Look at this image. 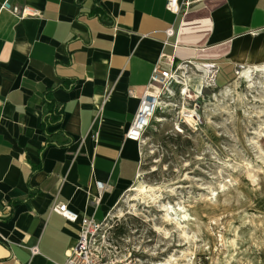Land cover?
<instances>
[{
    "label": "crops",
    "instance_id": "obj_1",
    "mask_svg": "<svg viewBox=\"0 0 264 264\" xmlns=\"http://www.w3.org/2000/svg\"><path fill=\"white\" fill-rule=\"evenodd\" d=\"M166 4L0 0V264L66 263L80 222L52 212L55 201L98 219L115 210L142 171L143 145L126 135L164 53L174 65L216 62L218 79L229 61L264 62V0H204L182 14ZM48 91L64 111L49 131L74 140L42 150Z\"/></svg>",
    "mask_w": 264,
    "mask_h": 264
},
{
    "label": "clouds",
    "instance_id": "obj_2",
    "mask_svg": "<svg viewBox=\"0 0 264 264\" xmlns=\"http://www.w3.org/2000/svg\"><path fill=\"white\" fill-rule=\"evenodd\" d=\"M229 63L234 79L222 85L211 70L181 74L185 95L203 106L181 104L173 127L184 135L180 124L187 125L195 142L164 165L168 153L149 145L160 156L137 171L129 190L135 210L126 213L144 225L135 248L149 259L136 264H264V62Z\"/></svg>",
    "mask_w": 264,
    "mask_h": 264
},
{
    "label": "built area",
    "instance_id": "obj_3",
    "mask_svg": "<svg viewBox=\"0 0 264 264\" xmlns=\"http://www.w3.org/2000/svg\"><path fill=\"white\" fill-rule=\"evenodd\" d=\"M204 0H167V8L176 13H186ZM37 14L29 8H25L22 16ZM173 29H168V36L174 35ZM219 64L216 62L183 61L177 65L173 64V57L164 53L159 63L155 66L150 82L141 97L137 114L127 132V138L143 145L146 134L154 127L156 122L168 117L175 116L181 104L186 103L189 107L193 104L201 106L199 99L192 95H185L184 81L181 74H201L200 70H211L213 74L219 73ZM218 79V78H217ZM206 89V88H205ZM204 89V90H205ZM129 95H134V90H129ZM100 189L104 183L98 182ZM52 212L62 215L70 222H80L79 240L72 251H70L65 264H111L113 260L121 256H127L125 264H135L132 259V251L124 246L126 236L117 235L120 228V218L112 213L104 219L93 216L81 215L71 209L65 202L55 201L51 207ZM0 217V221L1 218ZM33 253L38 252V246L31 248Z\"/></svg>",
    "mask_w": 264,
    "mask_h": 264
},
{
    "label": "rangeland",
    "instance_id": "obj_4",
    "mask_svg": "<svg viewBox=\"0 0 264 264\" xmlns=\"http://www.w3.org/2000/svg\"><path fill=\"white\" fill-rule=\"evenodd\" d=\"M221 67L219 66V74L221 72ZM234 79L233 73L228 74L223 72L217 82L219 84H224L226 82H230ZM211 90L206 88L204 90L203 95L207 96ZM201 102V106H203V99H199ZM173 119L174 116L168 115V117L162 119L160 122H156L153 128L149 130L146 134V139L143 143V163H142V171H145L153 166V162L159 158L160 153L156 152L154 155L149 154V145L159 143L162 148L168 153L164 156V159L161 161V165L168 164L170 161H174L175 157L172 155L173 150H175L177 155L183 154L186 147H192L195 142L196 134L191 131L184 123L180 124V128L184 130V135L181 133L175 132L173 127ZM188 137H192L191 139ZM169 145L174 146L169 147ZM171 172V168L168 170ZM199 175V173H195ZM152 176L158 175L157 172L151 173ZM130 191H128L124 197L119 201L115 210L112 212L113 215H116L120 218V227L125 226L127 230L126 239L130 238L131 242L124 243V246H128L132 251V259L134 263L138 260H147L149 259L148 255L143 251H137L135 245L137 243V237L140 235V229L144 227L142 221L130 214L134 211V204L129 203ZM149 236H154V233L149 232ZM144 247H150V244H145ZM171 251V249H169ZM158 259V258H157ZM204 264H207V261H204Z\"/></svg>",
    "mask_w": 264,
    "mask_h": 264
},
{
    "label": "trees",
    "instance_id": "obj_5",
    "mask_svg": "<svg viewBox=\"0 0 264 264\" xmlns=\"http://www.w3.org/2000/svg\"><path fill=\"white\" fill-rule=\"evenodd\" d=\"M43 102L46 107H45V112H44L43 119H42V128L47 134V141L45 145L43 146L42 150L52 144L60 146V147L68 146L72 144L74 139L70 137L69 135H67L66 133H64L62 130H58L56 132L49 131L50 126L59 124L64 118V111L62 108H59L57 104L55 103V101L53 100L51 96V91L46 92ZM56 133L63 134L64 140L62 142H58V141L51 139ZM35 194H36L35 192H31L27 200L34 197ZM125 234H127L126 227L121 226L117 230V235L121 236Z\"/></svg>",
    "mask_w": 264,
    "mask_h": 264
},
{
    "label": "bare ground",
    "instance_id": "obj_6",
    "mask_svg": "<svg viewBox=\"0 0 264 264\" xmlns=\"http://www.w3.org/2000/svg\"><path fill=\"white\" fill-rule=\"evenodd\" d=\"M130 190V189H129Z\"/></svg>",
    "mask_w": 264,
    "mask_h": 264
}]
</instances>
